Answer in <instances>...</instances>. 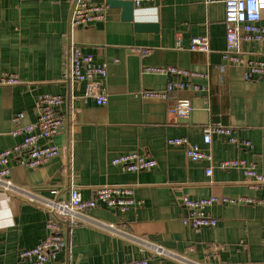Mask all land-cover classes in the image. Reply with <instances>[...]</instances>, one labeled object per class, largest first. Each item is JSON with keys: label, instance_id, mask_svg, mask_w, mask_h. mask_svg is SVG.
Returning a JSON list of instances; mask_svg holds the SVG:
<instances>
[{"label": "crops", "instance_id": "1", "mask_svg": "<svg viewBox=\"0 0 264 264\" xmlns=\"http://www.w3.org/2000/svg\"><path fill=\"white\" fill-rule=\"evenodd\" d=\"M74 1L0 0V75L14 73L21 80L0 85V152L23 139L12 134L15 114H25L21 125L37 120L39 95L63 96L66 122L54 138L58 157L36 169L13 161L14 188L0 184V264H18L20 251L48 242L46 260L53 263L264 264V185L254 186L241 170L218 167L245 159L264 174V78L245 81L243 67L224 60L223 3L144 4L136 9L138 20L157 28L140 33L121 20L120 9H111L105 22L73 28ZM203 36L210 53L190 51L191 40ZM241 51L264 60V44L244 43ZM87 55L102 73L85 70ZM151 66L208 74L193 80L208 91H173L169 101L145 99L142 92L164 91L169 81L180 79L145 73ZM95 78L103 83L104 101L84 97L87 80ZM176 99L192 100L189 119L170 112ZM218 122L232 126L252 147L217 136L205 144L203 127ZM177 138L213 155L211 175L209 162L192 161L186 147L169 145ZM131 151L154 158L157 166L131 173L112 164ZM73 186L85 199L101 187H128L137 206L127 211L97 207L87 211V221L68 228L52 217L47 204L68 200ZM185 196L217 197L208 208L217 225L199 232L186 227Z\"/></svg>", "mask_w": 264, "mask_h": 264}, {"label": "built area", "instance_id": "2", "mask_svg": "<svg viewBox=\"0 0 264 264\" xmlns=\"http://www.w3.org/2000/svg\"><path fill=\"white\" fill-rule=\"evenodd\" d=\"M131 1L136 9L144 4H156L158 2V0ZM200 1L206 5L221 2L225 7L226 50L223 53L224 60L232 66H242L245 81L264 78V60L257 57L249 58L241 51V46L244 43L264 44V0ZM110 11L111 8L107 3H97L93 0H75L71 26L83 28L97 22H105ZM190 51L210 53L208 37L193 38ZM138 52L142 55H148L149 50H139ZM84 66L89 74L103 72L102 69L98 70L92 55H87L84 58ZM144 72L180 78L169 81L164 91L142 92L141 95L145 99L169 101L173 91L188 90L193 93L208 91L207 86L193 82L195 79H208L209 76L205 73L174 66H151L146 67ZM19 84H21V80L17 74L2 73L0 75V85L15 86ZM84 97L95 101L105 100L103 83L99 78L87 80ZM63 104L64 98L61 95L42 94L36 99L38 118L34 123L21 125L22 119L25 117L24 113H17L13 116L12 122L15 129L12 134L13 136H23V139L20 143L0 152V184L4 185L6 190L14 188L9 180L11 162L18 160L22 166L36 169L60 155V149L54 143V138L61 134L66 127L65 117L61 114ZM194 110L195 107L191 99H176L170 108L172 114L185 119H189ZM214 136L223 138L229 144L240 148L252 147L250 141L243 140L236 135L232 126L221 122L211 123L203 127L205 144H211ZM168 143L176 147H186L187 156L192 161L209 162L210 166L206 173L207 175L212 174L213 155L211 153L202 151L186 138L171 139ZM112 164L125 172L135 173L154 169L157 166V161L138 151H131L115 157ZM218 167L222 170H241L245 178L254 186L264 185V174L258 171L255 161L233 159L221 162ZM182 201L186 209V216L183 217L182 223L186 227L199 232L203 228H211L217 225V220L208 212V208L219 201L217 197L193 199L185 196ZM136 206L133 192L128 187H101L96 190L94 197L85 199L81 190L73 186L68 200L47 204L52 217L67 223L68 228L87 221L85 217L87 211L97 207L118 208L121 211H127ZM63 242L64 237H58L57 247ZM48 243L20 251L18 264H65L47 262L45 250L49 245ZM117 264H150V260L138 259Z\"/></svg>", "mask_w": 264, "mask_h": 264}, {"label": "water", "instance_id": "3", "mask_svg": "<svg viewBox=\"0 0 264 264\" xmlns=\"http://www.w3.org/2000/svg\"><path fill=\"white\" fill-rule=\"evenodd\" d=\"M97 3H107L111 9H120L121 20L126 22H131L134 24L136 32L146 33L155 32L157 25L140 21L137 18V11L131 0H93ZM67 225V223H65Z\"/></svg>", "mask_w": 264, "mask_h": 264}]
</instances>
